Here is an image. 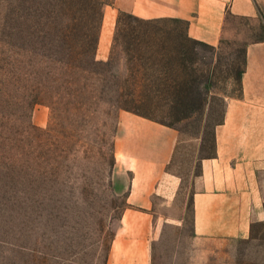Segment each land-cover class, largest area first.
<instances>
[{"label":"rangeland","instance_id":"rangeland-1","mask_svg":"<svg viewBox=\"0 0 264 264\" xmlns=\"http://www.w3.org/2000/svg\"><path fill=\"white\" fill-rule=\"evenodd\" d=\"M113 2L0 0V264L106 263L126 207L112 175L121 110L177 132L168 170L181 185L159 205L152 264H264V219L247 238L198 237L191 205L225 99L239 95L246 40L264 30L243 20L210 46L186 37L184 22Z\"/></svg>","mask_w":264,"mask_h":264},{"label":"crops","instance_id":"crops-1","mask_svg":"<svg viewBox=\"0 0 264 264\" xmlns=\"http://www.w3.org/2000/svg\"><path fill=\"white\" fill-rule=\"evenodd\" d=\"M114 9L143 20L184 22L186 37L217 46L248 20L264 30V0H114ZM111 18V14H110ZM237 30V31H238ZM103 24L97 57L107 59ZM239 95L225 99L215 126L214 154L199 161L191 195L194 234L247 238L264 219V38L246 40ZM175 129L121 110L114 140L116 189L125 188L123 209L105 264H152V245L164 220L159 205H171L181 176L168 170L177 143ZM126 174L127 180L123 181ZM113 183V182H112Z\"/></svg>","mask_w":264,"mask_h":264},{"label":"trees","instance_id":"trees-1","mask_svg":"<svg viewBox=\"0 0 264 264\" xmlns=\"http://www.w3.org/2000/svg\"><path fill=\"white\" fill-rule=\"evenodd\" d=\"M123 12V11H122ZM130 15H132V14H130ZM132 16H134V15H132ZM134 17H136V16H134ZM55 34V32L54 33H50V34H48V36L51 38V36H53ZM202 43V42H201ZM203 44H205V43H203ZM93 61H94V58H93Z\"/></svg>","mask_w":264,"mask_h":264}]
</instances>
